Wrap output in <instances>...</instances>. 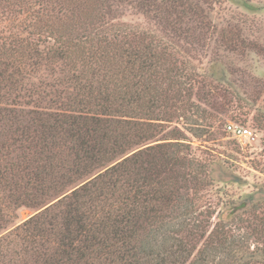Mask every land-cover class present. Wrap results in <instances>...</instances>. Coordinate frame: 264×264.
Returning a JSON list of instances; mask_svg holds the SVG:
<instances>
[{"label": "trees", "instance_id": "1", "mask_svg": "<svg viewBox=\"0 0 264 264\" xmlns=\"http://www.w3.org/2000/svg\"><path fill=\"white\" fill-rule=\"evenodd\" d=\"M200 5L0 0V264H264V201L206 202L219 161L188 136L231 134L205 131L227 103L187 57Z\"/></svg>", "mask_w": 264, "mask_h": 264}, {"label": "rangeland", "instance_id": "2", "mask_svg": "<svg viewBox=\"0 0 264 264\" xmlns=\"http://www.w3.org/2000/svg\"><path fill=\"white\" fill-rule=\"evenodd\" d=\"M201 4L209 23L205 34L201 30L194 34L195 45L186 46L190 51L187 57L199 74L204 75L205 71L209 79L221 86L216 102L227 103H223L226 107L224 111L221 108V113L211 109L217 120L203 121L205 131L216 130L214 137H218L217 132L224 131L225 124H220L223 121L237 122L252 131L248 137L237 138L226 133L224 138L209 141L208 132L198 138L188 133L199 155L219 161L214 164L217 180L205 191V200H216L215 192L219 189L234 199H245L249 203L264 201V0H201ZM119 11L120 21L161 33L156 19L130 4L120 5ZM40 71V77L52 84L51 71L44 67ZM218 77L223 83L216 82ZM197 100L194 97V101ZM209 123L212 126L207 125ZM175 125L171 123L168 129ZM34 212L31 208H19L15 225Z\"/></svg>", "mask_w": 264, "mask_h": 264}, {"label": "built area", "instance_id": "3", "mask_svg": "<svg viewBox=\"0 0 264 264\" xmlns=\"http://www.w3.org/2000/svg\"><path fill=\"white\" fill-rule=\"evenodd\" d=\"M227 130L237 138L248 137L252 135V131L249 127L243 126L239 123H228Z\"/></svg>", "mask_w": 264, "mask_h": 264}]
</instances>
